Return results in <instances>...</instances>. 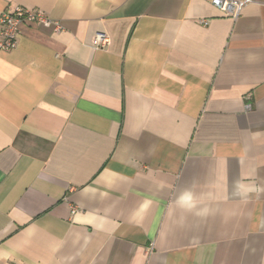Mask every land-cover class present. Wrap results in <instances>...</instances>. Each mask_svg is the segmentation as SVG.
<instances>
[{
	"label": "crops",
	"instance_id": "obj_1",
	"mask_svg": "<svg viewBox=\"0 0 264 264\" xmlns=\"http://www.w3.org/2000/svg\"><path fill=\"white\" fill-rule=\"evenodd\" d=\"M16 6L64 30L0 51V264H264V0Z\"/></svg>",
	"mask_w": 264,
	"mask_h": 264
},
{
	"label": "built area",
	"instance_id": "obj_2",
	"mask_svg": "<svg viewBox=\"0 0 264 264\" xmlns=\"http://www.w3.org/2000/svg\"><path fill=\"white\" fill-rule=\"evenodd\" d=\"M253 2L254 0H212L214 7L232 18H237L242 10ZM26 25L50 28L55 33H60L64 30L60 21L52 19L45 12L16 6L3 12L0 17V51L10 52L15 50L18 46L22 28ZM110 43L111 39L106 33L99 32L96 34L94 47L97 50L106 49Z\"/></svg>",
	"mask_w": 264,
	"mask_h": 264
}]
</instances>
